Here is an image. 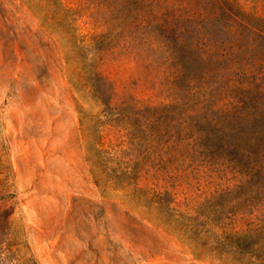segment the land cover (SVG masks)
<instances>
[{"label":"rangeland","instance_id":"obj_1","mask_svg":"<svg viewBox=\"0 0 264 264\" xmlns=\"http://www.w3.org/2000/svg\"><path fill=\"white\" fill-rule=\"evenodd\" d=\"M253 107L264 0H0V264H264Z\"/></svg>","mask_w":264,"mask_h":264},{"label":"trees","instance_id":"obj_2","mask_svg":"<svg viewBox=\"0 0 264 264\" xmlns=\"http://www.w3.org/2000/svg\"><path fill=\"white\" fill-rule=\"evenodd\" d=\"M242 121L247 124L239 128V144H244L246 151L251 153L250 163L248 164L252 170L262 172L264 170V109L253 107L252 109H244L239 112ZM252 155H255L252 157ZM239 157V160H242ZM240 244H244L245 239L239 238Z\"/></svg>","mask_w":264,"mask_h":264}]
</instances>
